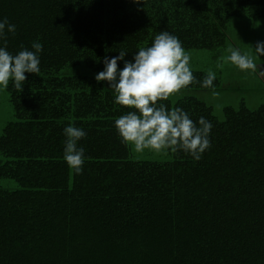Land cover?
<instances>
[{
  "label": "trees",
  "instance_id": "1",
  "mask_svg": "<svg viewBox=\"0 0 264 264\" xmlns=\"http://www.w3.org/2000/svg\"><path fill=\"white\" fill-rule=\"evenodd\" d=\"M4 18L17 29L9 52L43 51L40 73L5 90L15 121L0 134V179L18 188L0 189V264H264V104L242 99L219 121L196 97L164 101L209 120L211 148L133 161L115 128L129 109L95 80L105 57L132 61L162 31L185 50L224 49L232 24L264 21V0H0ZM69 124L87 133L80 175L63 160Z\"/></svg>",
  "mask_w": 264,
  "mask_h": 264
},
{
  "label": "clouds",
  "instance_id": "2",
  "mask_svg": "<svg viewBox=\"0 0 264 264\" xmlns=\"http://www.w3.org/2000/svg\"><path fill=\"white\" fill-rule=\"evenodd\" d=\"M148 0H134L145 4ZM16 25L7 18L0 19V91L12 86L19 91L27 80L26 73L39 74L40 54L43 45L38 40L31 43V49L24 48L12 54L7 49V35L16 33ZM227 61L249 75L260 72L255 60L264 56V41L257 42L252 52H241L229 48ZM126 50L118 56L105 57L104 70L95 76L97 82H107L114 95V102L129 109L115 120V128L125 145L137 153L150 151L155 154L183 152L199 161L211 148L213 125L204 117L193 121L182 108H169L164 101L187 90L190 85L199 84L215 93L216 72L209 70L203 80L193 75L191 57L175 35L168 31L155 35L151 46L141 47L132 61L125 59ZM123 62V68L118 63ZM264 75V72H260ZM66 137L63 160L76 175L83 172L86 161L85 148L80 141L87 133L81 127L69 124L63 129Z\"/></svg>",
  "mask_w": 264,
  "mask_h": 264
},
{
  "label": "rangeland",
  "instance_id": "3",
  "mask_svg": "<svg viewBox=\"0 0 264 264\" xmlns=\"http://www.w3.org/2000/svg\"><path fill=\"white\" fill-rule=\"evenodd\" d=\"M232 25L228 34V46L224 49L217 50L219 52L216 50H186L191 57L190 66L192 72L207 73L209 70L216 72V76L223 80V90L215 91L216 94H213V91H184L170 97L171 102L187 96L196 97L213 108V115L219 121H223L224 119L223 109L225 107L236 108L242 99L246 100V105L249 109H255L259 105L264 104V88L261 85H256L257 80L255 78V75H257L264 82V75L260 74V72H264L263 66L258 67L260 72H257L255 75H249L241 72L226 59L230 54L228 52L230 47L239 48L241 52L251 53L252 47L255 48L257 42L264 41V39L262 40V32L242 30L240 27L230 32ZM242 39L244 40V44ZM246 39L250 40V44H246ZM214 56L216 57L213 58ZM261 58L263 59L264 56H261L259 59ZM13 121L15 119L8 94L5 90L0 91V134L4 127ZM129 148L130 159L133 161L163 163L169 162L172 159L169 153L166 155L155 154L147 150L143 153H137L131 146ZM17 188L18 185L13 180L0 179V189L16 190Z\"/></svg>",
  "mask_w": 264,
  "mask_h": 264
},
{
  "label": "crops",
  "instance_id": "4",
  "mask_svg": "<svg viewBox=\"0 0 264 264\" xmlns=\"http://www.w3.org/2000/svg\"><path fill=\"white\" fill-rule=\"evenodd\" d=\"M240 27L242 28V30L246 29L248 30H252V31H261L262 32V40L264 39V21H256V20H240L237 24H234L232 26V30H234L235 28ZM263 29V30H262ZM243 44H244V40L242 39ZM246 44H250V40L246 39ZM262 60H264V58L259 59L257 58L255 60V62L257 63L258 67H262L264 68L263 62H261ZM255 75V74H254ZM255 78L257 80L256 85H261L263 88V81L261 80L260 77H258L257 75H255Z\"/></svg>",
  "mask_w": 264,
  "mask_h": 264
}]
</instances>
